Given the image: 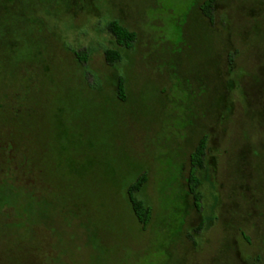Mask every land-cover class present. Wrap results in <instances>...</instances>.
Listing matches in <instances>:
<instances>
[{
    "label": "rangeland",
    "instance_id": "obj_1",
    "mask_svg": "<svg viewBox=\"0 0 264 264\" xmlns=\"http://www.w3.org/2000/svg\"><path fill=\"white\" fill-rule=\"evenodd\" d=\"M5 1L0 264H264V0Z\"/></svg>",
    "mask_w": 264,
    "mask_h": 264
},
{
    "label": "trees",
    "instance_id": "obj_2",
    "mask_svg": "<svg viewBox=\"0 0 264 264\" xmlns=\"http://www.w3.org/2000/svg\"><path fill=\"white\" fill-rule=\"evenodd\" d=\"M213 3L214 0H206L203 3L204 14L211 19L213 17V11H212ZM108 29L115 36L118 45L127 48H131L133 46V43L136 39V33L134 31L122 25L117 20L110 21L108 24ZM105 55L107 62L111 65H114L115 63L121 61L122 59L121 52L113 48L107 49L105 51ZM84 58L85 59L82 61L86 62L87 56H84ZM117 94H118V98H120L121 100L125 99V79L123 76H119V82L117 85ZM207 145H208V137L207 135H203L196 149L191 154L192 171H191V176L189 178V190L192 194H194L196 200H199L197 195L198 194L197 188L200 185V180L196 176V172L198 171V169L204 168V157L206 154ZM14 148L15 145L10 140L5 139L3 141H0V161H2V166H5V168H7L6 165H8V162H10L11 160L16 161V167L22 165V163H25V161L16 160V157L14 156ZM9 153L11 154V157L7 156ZM0 171H3V168H1ZM146 180H147V174L146 173L140 174L136 178V180L130 184L127 190L128 199L132 211L136 216L137 220L142 224L143 227L147 226L148 223L150 222L152 216V210L148 205L144 203L143 200L137 197L136 193L143 188L144 184L146 183Z\"/></svg>",
    "mask_w": 264,
    "mask_h": 264
},
{
    "label": "flooded vegetation",
    "instance_id": "obj_3",
    "mask_svg": "<svg viewBox=\"0 0 264 264\" xmlns=\"http://www.w3.org/2000/svg\"><path fill=\"white\" fill-rule=\"evenodd\" d=\"M13 0H6L5 3L10 4ZM4 2V1H3ZM4 4V3H3ZM2 7V6H1ZM2 10H6V6L4 4V6L2 7ZM35 15V14H34Z\"/></svg>",
    "mask_w": 264,
    "mask_h": 264
}]
</instances>
